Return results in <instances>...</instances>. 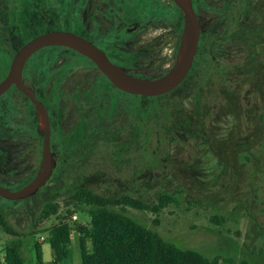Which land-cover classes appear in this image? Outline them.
<instances>
[{"label":"rangeland","instance_id":"374dc122","mask_svg":"<svg viewBox=\"0 0 264 264\" xmlns=\"http://www.w3.org/2000/svg\"><path fill=\"white\" fill-rule=\"evenodd\" d=\"M50 1H59L56 13L49 12L44 4L32 13L35 17L27 14L23 37L12 36L0 12V83L23 39L33 38L38 31L45 33L52 27V31H68L67 24L89 37L95 26L94 37L98 39L113 28L104 13L107 8L103 0H68L71 19L57 14L63 12L62 0ZM162 1L167 6L174 3ZM248 1L264 21V0ZM13 2L0 0V10L11 6L19 13V3ZM233 2L238 0L194 1L201 36H218L224 28L222 6ZM175 17L165 16L127 41L113 40L112 48L131 55L130 66L120 68L145 79H157L169 72L178 62L185 33ZM68 62L79 65L65 77L59 75L63 106L59 116L65 140H73L83 115L90 110L84 98L77 101L76 93L93 88L102 80V73L79 61L72 50L48 47L28 61L22 85L32 93L34 85L42 79L52 82L56 70L60 74ZM222 62L229 71L223 85L203 79L202 113L196 110L193 96L197 89L191 83L172 95L145 103L114 90L104 111L94 106L88 113L86 129L99 138L97 144L74 142L65 155L59 149L58 173L35 196L25 200L0 196V214L18 234L8 235L0 229L2 259L6 245L21 241L26 264H37L35 244L44 237L47 241L41 246L47 248L46 230L59 222V216L43 218L45 205L56 201L65 212L71 193L87 187L106 197L130 195L148 204H155L161 193L172 195L175 202L159 215L131 208L128 211L165 240L208 259L220 256L233 258L235 264H264V43L256 48L228 45ZM42 154L40 147L17 148L0 138V186L17 192L30 184L44 170ZM90 220L86 213L67 219L73 230L87 226ZM71 249L72 264H82L76 231Z\"/></svg>","mask_w":264,"mask_h":264},{"label":"trees","instance_id":"16d2710c","mask_svg":"<svg viewBox=\"0 0 264 264\" xmlns=\"http://www.w3.org/2000/svg\"><path fill=\"white\" fill-rule=\"evenodd\" d=\"M12 1L19 3V13L14 11L11 6H8L4 10L1 9L0 12L6 27L11 29L13 37L24 36V20L27 14L29 17H35L32 13L41 10L44 4L49 12L56 13L55 7L56 4L59 3V1L50 0ZM194 1L195 0H192V3L195 7ZM248 2L247 0L241 2L238 0L236 3L223 4L221 15L224 23L223 30H221L218 36H216V34H205L201 37L192 71L184 84L179 87L181 88L189 83L195 85L197 91L196 95L193 96V100L196 104V110L200 113L204 111L202 110V102L205 97V93H203V79L210 83L213 82V84L221 83V85H223L225 78L229 74V71L222 65L224 63L222 62V57L226 55L227 46L235 44L245 48L249 46L256 48L258 44L264 43V21L260 13L254 8L253 3L250 1ZM68 3V0H62L60 4L64 6L63 12L61 10L60 13L57 14L63 13L65 17L71 19L73 14ZM180 13V26L184 28V17L182 11H180ZM65 26L68 27V31H72L88 39L87 36L71 28L70 25L66 24ZM51 29L50 31H52ZM41 34L43 33L38 31L37 35L35 34L33 38ZM31 39H23L20 49ZM52 48L71 50L65 47ZM75 53L79 61L88 62L96 67L91 60L77 52ZM107 55L111 61L119 67L130 66V54L119 50H113L112 52L107 51ZM77 65H79V63H66L60 70V77L62 78L68 75L70 71H72V67ZM258 65L259 61L257 62V66ZM101 79V81L97 82L96 85L88 91L76 93L77 101H81L84 98L85 101L89 103L90 110L94 106H99L101 111H104V104L110 100L109 96L114 90L125 94L117 90L103 74ZM179 88L170 94L156 98L134 97L145 103L149 100H158L172 95L177 92ZM199 90H201V92H199ZM89 111H86V114L83 115V122L74 132V140L81 144L86 141H91V144L94 146V144H97L99 141V138H94L93 135L91 136L86 129ZM148 112L149 111H146V113ZM142 114L141 112V115ZM60 149V154H66V152L71 151L68 150L69 148ZM80 150L81 148L78 151ZM50 181H48V183H50ZM174 202L175 198L166 193H161L155 204H148L143 199L130 195L106 197L95 193L87 187H79L71 193L69 199L66 201L67 210L65 212H61L60 205L56 201L48 202L43 209V218L48 219L51 216H59V222L53 225L49 230H46L49 234L48 241L55 257L54 263L71 261L73 255L71 249L73 233L76 231L78 233L82 264H235L233 258L216 256L212 259H208L197 251L183 249L177 244L165 240L152 229L147 228L136 220L128 211V208H131L159 215L163 209ZM76 213H86L91 220L87 226H79L76 230H73V227L67 219ZM155 224H158V220H155ZM0 229L8 235L18 236L12 224L1 214ZM35 251L37 264H43V253L39 243L35 244ZM4 253L3 262L2 252L0 250V264H26L23 255V243L21 241H15L6 245ZM239 264L250 263L242 261Z\"/></svg>","mask_w":264,"mask_h":264},{"label":"flooded vegetation","instance_id":"af4514ba","mask_svg":"<svg viewBox=\"0 0 264 264\" xmlns=\"http://www.w3.org/2000/svg\"><path fill=\"white\" fill-rule=\"evenodd\" d=\"M102 2H104L107 8L104 13L112 20L113 28L111 31L109 30V32L101 34L100 38L97 39L94 37L97 31V29L94 30V26L88 40L105 51L106 54L107 51L112 52L113 50H117L111 47L113 40H116V42L127 41L129 37L131 38V36L133 37L144 32L153 22L159 21L165 18V16H176L177 24L180 25L181 10L175 3L167 6L169 4H165L162 0H103ZM196 12L198 15L197 9ZM131 20L132 23H130ZM142 22H145V24H142ZM123 34L125 36L117 39L118 36H122ZM26 66L23 71V77L26 72ZM59 75L58 70H56L55 78L52 82H48L49 80L46 82L45 79H42L38 86H33L32 94L43 105L46 112L44 127L40 126L39 110L36 104L20 87L14 84L0 97V138H3V141L7 142L10 146L17 148L27 147V145L40 147L43 152L41 159H43L46 136L49 131L50 155L53 163L55 162V167H52V176L49 181L58 173L59 149L70 148L75 142L74 137L73 140L70 138L65 140L62 134L63 130L60 124L59 112L63 106L60 104ZM30 82L32 83V81Z\"/></svg>","mask_w":264,"mask_h":264},{"label":"water","instance_id":"95a60500","mask_svg":"<svg viewBox=\"0 0 264 264\" xmlns=\"http://www.w3.org/2000/svg\"><path fill=\"white\" fill-rule=\"evenodd\" d=\"M172 1L184 15L185 33L188 36V49L183 58L178 61L169 72L160 78L145 79L126 73L122 68L110 60L105 51L90 40L72 31H49L31 39L16 53L7 77L0 84V97L15 84L32 99L38 110L43 111L46 115L43 105L37 101L30 91L24 89L22 78L25 66L31 57L40 50L48 47H65L85 56L96 65L97 69L117 90L125 94L145 98H156L172 93L178 89L190 75L198 53L201 38L199 18L192 1ZM49 134L48 131L44 147V161H46L44 170H41L30 184L17 192L0 186L1 197L8 200H25L35 196L41 188L48 183L53 167L51 155L48 159V154H50Z\"/></svg>","mask_w":264,"mask_h":264},{"label":"crops","instance_id":"0c3cea01","mask_svg":"<svg viewBox=\"0 0 264 264\" xmlns=\"http://www.w3.org/2000/svg\"><path fill=\"white\" fill-rule=\"evenodd\" d=\"M46 241L47 240L45 238L44 242H46ZM44 242H41L40 245ZM72 245H73V243H72ZM41 249H42V253H43V264H55L54 263L55 257H54V254H53V251L51 249L50 244L47 246V248L41 246ZM34 251H35V246H34ZM35 254H36V251H35ZM3 262H4V259H3ZM65 263H67V261L62 262V263H57V264H65ZM71 264H72V261H71Z\"/></svg>","mask_w":264,"mask_h":264},{"label":"bare ground","instance_id":"6f19581e","mask_svg":"<svg viewBox=\"0 0 264 264\" xmlns=\"http://www.w3.org/2000/svg\"><path fill=\"white\" fill-rule=\"evenodd\" d=\"M187 49H188V36H187V34L185 33L184 42H183V45H182L181 52L179 53L178 61H180V60L183 58V56H184V54L186 53ZM38 114H39V119H40V126H41V127H44V126H45V123H46V122H45V114H44V112L41 111V110L38 111ZM40 126H39V127H40ZM40 129H41V128H40Z\"/></svg>","mask_w":264,"mask_h":264},{"label":"built area","instance_id":"2783aa9c","mask_svg":"<svg viewBox=\"0 0 264 264\" xmlns=\"http://www.w3.org/2000/svg\"><path fill=\"white\" fill-rule=\"evenodd\" d=\"M73 219H75V220H76V219H77V216H76V215H75V216H73ZM40 241H41V242H44V241H45V238H44V237H41Z\"/></svg>","mask_w":264,"mask_h":264}]
</instances>
